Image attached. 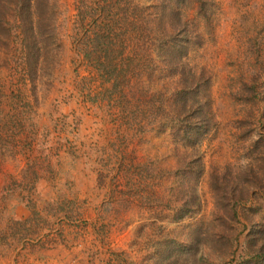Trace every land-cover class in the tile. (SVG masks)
I'll return each instance as SVG.
<instances>
[{"label":"rangeland","instance_id":"1","mask_svg":"<svg viewBox=\"0 0 264 264\" xmlns=\"http://www.w3.org/2000/svg\"><path fill=\"white\" fill-rule=\"evenodd\" d=\"M161 1L112 0L111 7L102 1L86 9L80 0H33V30L12 3L1 8L0 264H237L262 245L264 253V0H180L169 17L171 43L155 8ZM123 15L131 24L121 22ZM104 16L121 26L117 34L130 31L133 45L124 55L153 61L142 69L152 78L168 73L163 49L189 41L180 60L209 79L211 125L197 148L201 211L163 222L161 234L134 223L107 239L45 212L70 199L80 216L96 220L106 197L101 174L120 158L119 124L127 115L110 101L120 100L117 88L87 60L104 58V47L83 38L85 30L93 37ZM166 88L156 80L148 106L167 98ZM128 113L134 118V109ZM143 125L128 147L136 164L151 166L157 158L166 171L178 170L165 135ZM37 214L45 219L42 229L54 224L51 231L26 230ZM174 238L178 244L169 242Z\"/></svg>","mask_w":264,"mask_h":264},{"label":"trees","instance_id":"2","mask_svg":"<svg viewBox=\"0 0 264 264\" xmlns=\"http://www.w3.org/2000/svg\"><path fill=\"white\" fill-rule=\"evenodd\" d=\"M32 1L0 0V13L6 2L12 3L10 4L13 7L12 12L16 9L22 11L20 21L29 22V30H33L30 24ZM102 1L107 7L113 6L112 0H80V5L87 9L89 4L100 6ZM179 1L162 0L158 6L153 4V7L155 6L160 11L159 20L161 19L160 24L165 27L164 37L170 38L166 41L168 43H171V35L172 32L174 33V28L170 26L172 8ZM102 10L105 12L104 7ZM2 17L3 15L0 14V24L6 21ZM121 22L131 24V21L124 15L121 17ZM117 23L114 18L104 16L95 24L96 31H93L92 38L88 35L89 30H85L83 35L87 45L104 47V58L100 57L94 61L93 59L87 60L92 64L98 63L97 71L102 70L103 75L100 76L104 83H111L113 89L117 88L120 100L110 101L115 105L113 108L127 115L126 120L121 121L123 127L119 124L120 158L115 163H110L106 173L101 174V179L105 183L100 186L105 188L106 193L104 208L97 212V218L92 222L80 216L77 211V202L74 200L62 199L51 208L48 205L49 208L45 209V212H49L48 217L56 221H67L74 229L80 231L91 228L94 233L101 234L107 239L122 233L134 223L139 224L142 229L152 228L161 234L163 233V222L179 223L196 218L200 214L202 206L197 187L204 165L197 148L203 136L210 129L212 119L209 79L205 75H196L192 68L188 66L186 68L184 62L180 60V55H184L190 48L189 41H185L183 48L175 43L163 49L164 67L168 73L163 78L155 79L142 70L146 62L152 64L153 61L138 58L133 52L124 55L125 51L130 48L129 46L133 45V35L129 30L117 34L116 30L121 28V26L117 28ZM87 25L84 26L87 27ZM134 30L138 33L139 28L135 27ZM118 47H121V50L115 51ZM139 49L135 46L138 54ZM114 53H118L116 57H113ZM116 68H120V71L114 74ZM179 74L181 75L178 79ZM160 79L166 82L167 98L159 101L157 106L154 104L148 106L147 98L152 97V91L149 89L156 80ZM129 109H134L135 112L132 119L130 114H127ZM140 122L142 125L144 122V128H149L143 132L154 133L157 137L165 135L169 144L173 146L171 157L180 166L178 170L166 171L157 158L150 160L151 166L136 164L137 157L128 153V147L132 135L142 133L136 131ZM66 204L70 206L66 207ZM146 214H150L149 217H146ZM34 216L36 217H32V220L26 223V230L39 234L40 231L53 229L54 224L52 226L49 223L42 229L40 223L44 224L45 219L41 218L40 214ZM61 227L63 228V225ZM187 241L188 245H193L194 239L189 238ZM169 242L178 244L175 238ZM262 250L263 245L262 249L257 252L247 253L246 257H242L237 264H264Z\"/></svg>","mask_w":264,"mask_h":264}]
</instances>
